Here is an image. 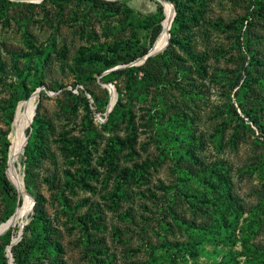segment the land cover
<instances>
[{
	"label": "rangeland",
	"instance_id": "obj_1",
	"mask_svg": "<svg viewBox=\"0 0 264 264\" xmlns=\"http://www.w3.org/2000/svg\"><path fill=\"white\" fill-rule=\"evenodd\" d=\"M11 1L18 4L0 19L3 62L11 67V53L22 54L19 68L33 73L32 56L26 53L45 49L50 56L43 72L45 85L34 92L41 90L36 106L50 126L45 142L48 157L36 170L34 195L26 189L24 153L35 110L14 170L26 193L34 199L37 194L44 197L45 218L53 241L62 246L60 256L65 264H146L154 254L156 260L152 258L151 264H264V134L245 115V110L256 111L264 125V87L253 83L254 95L243 99V104L237 98L245 81L244 68L252 71L253 78L264 75V0H205L202 20L191 31L192 46L202 57L201 69L179 50L186 61V74L173 68L164 70L165 84H150L141 98L133 100L127 93V75L108 83L102 77L114 70L144 68L146 62L120 65L99 76L78 70L75 59L81 50L112 58L114 46L129 40L138 48L151 49V27L159 20V4L164 13L162 27L168 8L173 20L171 5L165 9L158 0H104L126 1L127 8L134 11L129 15L126 11L108 13L104 6L87 1L62 7L45 0ZM30 39L35 49L28 47ZM167 45L152 57L163 54ZM10 67L0 76V177L5 174L22 194L9 163L16 111L9 125L6 103L15 97L20 100L18 105L29 100L25 93L32 92L35 83L27 79L29 91L21 92L22 77ZM240 73L243 79L237 86ZM136 75L139 85L143 84L144 72ZM119 96L135 112L136 144L111 160V139L129 135L126 124L103 128L111 124ZM159 112L165 113L162 119ZM178 112L183 114L175 125L171 121ZM169 127L188 130L191 138L187 142L195 143L201 161L198 166L185 162L181 168L202 171L201 179L213 175L228 183L223 192L236 198L237 209L225 213L222 224L217 222L218 209L228 204L218 198L216 190L206 197H215V205L198 203L195 208V202L186 198L189 194L202 199L206 192L200 179L178 169ZM76 141H83L89 149L91 165L86 168L80 154L75 155ZM6 142L8 152L4 154ZM124 168L140 171L136 181L123 184L127 197L119 192V174ZM17 207L0 181V227L20 213L6 225L12 228L0 236V247L10 239L5 249L9 262V247L23 239L34 214L31 211L23 218V207L21 212ZM84 218L91 219L87 226L81 221ZM174 244L193 246L194 252L187 257L178 252L171 256L165 247Z\"/></svg>",
	"mask_w": 264,
	"mask_h": 264
},
{
	"label": "trees",
	"instance_id": "obj_2",
	"mask_svg": "<svg viewBox=\"0 0 264 264\" xmlns=\"http://www.w3.org/2000/svg\"><path fill=\"white\" fill-rule=\"evenodd\" d=\"M49 1L52 4L56 6L62 7L63 5L72 2V1H80V2H92L97 3L101 6L105 7V11L112 14H119L121 12H125L129 15H133L134 11L133 9L127 8V2L126 1H118V2H107L104 0H45ZM171 1L176 9V15L174 20H172L171 23V29L170 34L171 37L168 40L167 48L165 52L161 55H158L156 57H150L146 60L145 67H130L126 69H120V70H114L110 73V76L102 77V81L105 83L115 81L116 78H119L123 75L128 76V83H127V93L130 97V100L133 99H139L141 96H143V91L145 87H147L150 84H157L159 87L162 84H165V76L162 73L164 70L169 71L170 69H176L179 72L185 73L186 68V61L182 57V55L179 53V50H182L184 54L190 58L197 66L200 63L201 56L194 50L192 43H191V31L194 26H198L200 24V21L202 20V15L204 13V10L202 7L204 6L205 0H168ZM18 3L13 2L11 0H0V19L5 18L11 8H13ZM30 6H34V4H29ZM157 17H159V20L152 24V34L150 39V45L152 46L154 43V48H156L162 39H164L165 36V27H162V22L164 20V13H163V7L161 4H159L158 7V13ZM219 27L222 28V25L219 24ZM26 36H31V34L25 32ZM32 37V36H31ZM28 39V38H27ZM31 40V39H30ZM139 43V42H138ZM33 41L31 40L28 42V47L31 49H35V47L32 45ZM150 47H142L139 48L134 44L132 41H122L120 44L114 46L113 54L114 56L112 58L103 57L101 54H97L96 52H86L85 50H81L79 56L75 59V63L77 66V69L88 73V75H102L103 72L106 70H110L114 67L120 66V65H127L135 62V60H138L139 58H142L146 56L149 53ZM33 53L31 55H28L29 53H26L25 56H32L29 63L34 64L33 66V73L32 69L27 68V72L22 71L19 66L18 62L21 58H23L22 54L17 53H11L12 56V66H8L7 62H3L1 56H0V76H3L6 73V70L8 67L13 68L17 75L20 77V91L26 92L29 91V84L27 83V79L31 83H35L34 88L32 89V92H26L25 98H30L31 95L40 87L44 86L45 83L43 81V72L44 68L46 66V63L48 62L50 56L48 55L47 51L45 49H36L35 51L32 50ZM120 51H125L126 53H120ZM25 58V57H24ZM155 63V66L152 68V70H149V66ZM184 63V64H183ZM163 65V67H161ZM156 68V69H154ZM201 69V66H198V70ZM143 71V84L139 85V80L137 77V72ZM245 74V81L237 91V98L239 102L243 99H245L249 95H254L257 90L253 89L252 84L258 83L259 86L264 87V75L262 77L253 78L252 71L250 69L244 68L243 70ZM136 75V76H135ZM2 77H0V80ZM243 79L242 73L237 77L236 85L239 86L241 83V80ZM85 81V80H84ZM81 80V84H85V82ZM71 95V91L69 92ZM86 100V98H84ZM19 99L17 97L11 98L9 102L6 103L7 109H8V124L10 125L12 123V120L15 115V111L17 108V105L19 103ZM87 101V100H86ZM122 102L121 96H119L118 102L115 105V108L112 111V114L110 117H112L111 124H105L103 125V128L105 130H109V127L112 125L117 126L119 124H126L127 129L129 131L128 138H113L111 143V152H110V158L113 159H119L120 154L128 149H134V146L136 144V135H137V129H136V122H135V112L133 109L129 106H125ZM87 104V103H86ZM243 104V103H241ZM234 108V106H232ZM39 107L37 108V114L32 119L33 123L32 127L27 130V134L30 137L28 140V143L25 147V183H26V189L29 193L35 194L34 189L36 187V177H37V168L39 167V164L42 160L47 159V149H46V132L50 128L47 120L40 115ZM178 109V108H177ZM179 110V109H178ZM236 114V111H234ZM181 112L176 113L174 116L175 118L172 119L171 123L173 122L175 125L179 123V119L181 118ZM165 113L159 112V119H162L164 117ZM245 115L251 120V122L257 127V129L262 131V134H264V125L262 122V119L258 117V114L256 111L250 109L249 111L245 110ZM168 128V127H167ZM169 127L170 130H173V133L171 136H169L170 141L176 145V151H174V156L176 160V164L178 165V169L181 171H186V173L189 176L197 177V179H200L206 194L204 195V198L200 199L197 195H189L185 194L187 199H191L195 203H193V206L198 207V203H209L215 205V197H212L211 199H207V195L211 192L216 190V194L218 195V198H223L226 200V206L225 208L218 209L219 210V216L217 217L218 223L222 224L224 222L223 215L226 214H232L235 209H237V204L235 203L236 198L233 197L232 194L229 193V191L225 192L224 186H227V182L222 179V177L214 179L213 175L205 176L203 179H201V173L202 171L193 172L189 166H184L181 168L182 164H185V162H188L190 164H201L200 158L196 155L195 149L193 148L195 143L190 144L187 142V140H190V136L188 135V130L181 129L180 127ZM179 134H178V133ZM5 151L4 154L8 152V143H5ZM77 148L74 152L76 154H80V158L82 159V166L83 168L88 167L90 164V153L87 146H85V143L83 141H76ZM68 153V150H67ZM203 165V164H202ZM202 170V169H201ZM87 172V170H86ZM139 169L137 170H131L130 168H124L119 174V177L121 178V183H119V192L125 194V197H127V194L125 191H123V184H131L133 181H136L140 175ZM9 174V173H8ZM83 175V174H82ZM85 175V173H84ZM13 178V177H12ZM226 178V177H225ZM184 179V177H182ZM227 179V178H226ZM14 180V179H13ZM0 181L3 187V190L9 196L10 199L14 200L16 203L21 200L22 206L21 208H17V212H19L24 203V198L21 194V197L19 196V193L17 190L11 185L10 181L6 177V175H2L0 177ZM80 181L85 182L83 179H80ZM220 188H223L222 190ZM223 192V193H222ZM224 194V195H223ZM36 204L34 207V214L32 215V220L29 226H27L24 230L23 239L14 245L12 247V253L15 264H65L63 258H61L60 255L63 254V249L60 243H57L53 241L50 233L49 224L46 220V211L44 206V197L42 195H35ZM23 201V202H22ZM19 214V213H18ZM17 215V214H16ZM216 219V220H217ZM91 219H81L82 222H84V225L87 226V222ZM186 224L185 222H182ZM7 229L6 227L3 228V231ZM11 229V228H10ZM9 229V230H10ZM8 230V231H9ZM7 233V232H6ZM9 236V235H8ZM10 244V239H8V243L2 247H0V264H9V259L6 257L5 249ZM166 251L170 253L171 256L175 255V252L181 253L183 256L187 257L188 252H194V247L191 246L190 248L185 247L183 244H174L172 248L165 247ZM155 255V254H154ZM153 255L151 256L148 261H146V264H151V259L153 258L156 260V257ZM58 257V258H57Z\"/></svg>",
	"mask_w": 264,
	"mask_h": 264
},
{
	"label": "bare ground",
	"instance_id": "obj_3",
	"mask_svg": "<svg viewBox=\"0 0 264 264\" xmlns=\"http://www.w3.org/2000/svg\"><path fill=\"white\" fill-rule=\"evenodd\" d=\"M165 9H167V4L165 5ZM167 16H168L167 20L164 23V26H165L164 39H162L160 44L154 50H152L153 54H156L160 50L164 49L168 40L170 39L169 32H170V27H171V23H172V11L170 8H168ZM38 97H39V95H35L32 98H30L29 100L18 105V107L16 109L15 119H14L13 124H12V131L10 133L12 148H11V152H10V157H9L10 162L9 163H10L14 178L16 180V183L19 186V188L22 192L23 198H24L23 209H22V212L20 211L21 217H23V218H27L30 215L31 211H33V201L31 199V197L29 195H27L25 188L22 185L21 177L16 174L14 167H15V164L17 163V160H18L19 147L22 144L24 136H25L26 125L30 119L31 113L33 112V110H36L35 107L37 104ZM31 120H32V118H31ZM9 177L11 178L12 182L17 187L16 183L14 182V180L12 178V174H11L10 170H9ZM19 214H18V216H19ZM18 216L14 217L12 220L10 219L7 222V224L15 221ZM7 224H4V225H2V227H0V232L2 231V229L4 227H6ZM10 251H11V247H9V254H10Z\"/></svg>",
	"mask_w": 264,
	"mask_h": 264
},
{
	"label": "water",
	"instance_id": "obj_4",
	"mask_svg": "<svg viewBox=\"0 0 264 264\" xmlns=\"http://www.w3.org/2000/svg\"><path fill=\"white\" fill-rule=\"evenodd\" d=\"M14 1H24V0H14ZM117 1V0H116ZM158 1H160L161 3H163L164 5H171L172 6V8H173V20H174V18H175V15H176V9H175V6L170 2V1H168V0H158ZM170 29H171V27H170ZM169 35H170V37H171V34H170V32H169ZM154 45H155V43H154ZM154 45H153V47L149 50V53L146 55V56H144V57H142V58H140L138 61H135L137 64L138 63H144V62H146V60L148 59V58H150V57H152L153 55H157V54H153L152 53V50L154 49ZM169 45V44H168ZM40 92H41V90L40 91H37L36 93H34L30 98H32L33 96H35V95H40ZM29 98V99H30ZM36 109H37V106H36ZM111 110V105H109V111ZM35 116H36V110H35V113H34V118H35ZM34 118H33V120H34ZM32 123H33V121H32ZM32 127V124L30 125V127L29 128H31ZM30 134H31V132H30ZM30 134L29 135H26V145H27V143H28V140H29V137H30ZM26 145H25V147H26ZM27 195H29L30 197H31V199H32V201H33V212H34V207H35V204H36V200L30 195V194H28L27 193ZM19 196L21 197V193H20V191H19ZM21 206H22V204H21V200H19V202H18V209L19 208H21ZM10 228H12L11 226L9 227V228H7V229H5V231L4 232H1L0 233V236H2V235H4L5 234V232H7ZM18 243V240L16 241V243H12L11 244V251H10V255H9V257H10V264H15V262H14V258H13V253H12V247L14 246V245H16Z\"/></svg>",
	"mask_w": 264,
	"mask_h": 264
}]
</instances>
